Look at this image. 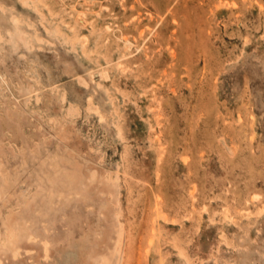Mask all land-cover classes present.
I'll list each match as a JSON object with an SVG mask.
<instances>
[{
	"label": "rangeland",
	"instance_id": "obj_1",
	"mask_svg": "<svg viewBox=\"0 0 264 264\" xmlns=\"http://www.w3.org/2000/svg\"><path fill=\"white\" fill-rule=\"evenodd\" d=\"M0 264H264V0H0Z\"/></svg>",
	"mask_w": 264,
	"mask_h": 264
}]
</instances>
